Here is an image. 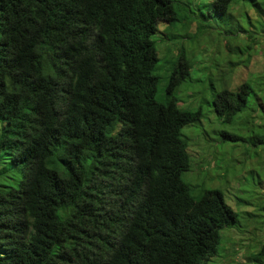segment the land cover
Segmentation results:
<instances>
[{"label": "trees", "instance_id": "1", "mask_svg": "<svg viewBox=\"0 0 264 264\" xmlns=\"http://www.w3.org/2000/svg\"><path fill=\"white\" fill-rule=\"evenodd\" d=\"M230 1L210 4L224 14ZM175 18L171 0H0V264H207L217 255L236 213L218 189L191 196L181 179V128L202 115L174 96L189 75L182 54L155 99L151 36ZM252 82L212 91L209 104L223 123L253 113L254 145L264 143V89ZM245 258L264 264V240Z\"/></svg>", "mask_w": 264, "mask_h": 264}, {"label": "rangeland", "instance_id": "2", "mask_svg": "<svg viewBox=\"0 0 264 264\" xmlns=\"http://www.w3.org/2000/svg\"><path fill=\"white\" fill-rule=\"evenodd\" d=\"M261 0H231L224 14L211 0H171L175 21L159 20L151 38L155 43L159 76L155 99L162 102L165 76L182 54L189 75L174 91L178 106L199 107L200 121L181 128L186 137L188 169L181 179L191 196L201 187L218 189L236 213V223L219 230L218 253L207 264H256L246 259L264 240V143L251 145L249 130L256 132L253 113L236 114L230 123L216 118L209 104L211 93L234 88L243 80L264 89V12ZM264 1V0H263ZM256 95L264 96V90ZM261 93V94H260ZM249 98L248 107L252 106ZM256 115L258 112H255ZM244 140L222 141L219 131Z\"/></svg>", "mask_w": 264, "mask_h": 264}, {"label": "crops", "instance_id": "3", "mask_svg": "<svg viewBox=\"0 0 264 264\" xmlns=\"http://www.w3.org/2000/svg\"><path fill=\"white\" fill-rule=\"evenodd\" d=\"M229 89H233V88H230V87H228Z\"/></svg>", "mask_w": 264, "mask_h": 264}]
</instances>
